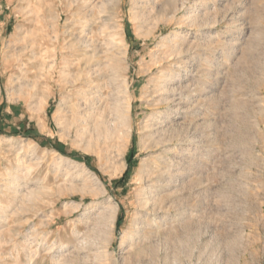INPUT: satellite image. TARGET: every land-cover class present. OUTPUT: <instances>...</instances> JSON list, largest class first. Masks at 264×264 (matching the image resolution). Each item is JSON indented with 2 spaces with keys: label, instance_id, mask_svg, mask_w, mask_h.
<instances>
[{
  "label": "rangeland",
  "instance_id": "1",
  "mask_svg": "<svg viewBox=\"0 0 264 264\" xmlns=\"http://www.w3.org/2000/svg\"><path fill=\"white\" fill-rule=\"evenodd\" d=\"M0 264H264V0H0Z\"/></svg>",
  "mask_w": 264,
  "mask_h": 264
},
{
  "label": "bare ground",
  "instance_id": "2",
  "mask_svg": "<svg viewBox=\"0 0 264 264\" xmlns=\"http://www.w3.org/2000/svg\"><path fill=\"white\" fill-rule=\"evenodd\" d=\"M164 87V86H163ZM160 92V91H159ZM164 101H166V100H164ZM167 102H168V100H167ZM166 102V103H167ZM169 103V102H168ZM166 105V104H165ZM158 113H160V112H162V108H157V109H155ZM102 117V116H101ZM164 118L165 119H168L169 118V113H166V115L164 116ZM81 120V119H80ZM79 122H81V121H79ZM86 123V122H85ZM97 123V122H96ZM122 123V122H121ZM90 125V124H89ZM108 124H107V122H105L104 120H101L99 123H98V125L96 126V129H94V130H90V131H88V134H87V136L89 135V139H97V141L98 140H100L101 139V137L102 136H105L106 137V139L108 138V136L109 135H111L112 134V136H113V138H115L114 136H115V134H116V131H115V129H110L108 126H107ZM102 127L104 128V130H102ZM87 128V127H86ZM93 129V128H92ZM87 133V131H83V133L84 134H86ZM128 136V135H127ZM104 140V139H103ZM99 142V141H98ZM66 159V158H65ZM69 161H70V159H68ZM55 165H58L59 167H60V163H56ZM28 166V165H27ZM161 168V167H160ZM165 168V167H164ZM80 169V168H79ZM166 169V168H165ZM27 170V169H26ZM162 170H164V169H162ZM169 170V169H168ZM162 173V172H161ZM160 175H164V174H160ZM93 176H95L94 174H93ZM95 178H97L96 176H95ZM143 178V177H142ZM23 179H24V177H23ZM97 180H99L98 178H97ZM144 182H145V184H146V187L145 188H143L144 189V192H145V202L147 203V205L149 204V207H151V208H149V211H148V215H154L155 214V210H154V204H153V200L155 199V191H156V187H155V185H154V181L152 180L151 181V179H150V177L148 178V179H145L144 180ZM168 183V182H167ZM144 184V185H145ZM158 187V186H157ZM158 194V193H157ZM108 209H109V212L111 213V215L113 216V214L114 215H116L117 214V210H118V205L117 204H109L108 205V207H107ZM111 216V217H112ZM114 219V218H113ZM143 220V219H142ZM110 222H112V218H111V221Z\"/></svg>",
  "mask_w": 264,
  "mask_h": 264
},
{
  "label": "trees",
  "instance_id": "3",
  "mask_svg": "<svg viewBox=\"0 0 264 264\" xmlns=\"http://www.w3.org/2000/svg\"><path fill=\"white\" fill-rule=\"evenodd\" d=\"M120 221V220H119ZM120 223V222H119Z\"/></svg>",
  "mask_w": 264,
  "mask_h": 264
}]
</instances>
